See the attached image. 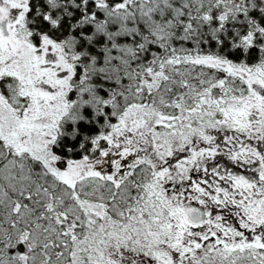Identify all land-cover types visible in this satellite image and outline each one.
I'll list each match as a JSON object with an SVG mask.
<instances>
[{
    "label": "trees",
    "instance_id": "trees-1",
    "mask_svg": "<svg viewBox=\"0 0 264 264\" xmlns=\"http://www.w3.org/2000/svg\"><path fill=\"white\" fill-rule=\"evenodd\" d=\"M28 9L31 40L65 42L75 55L68 96L74 108L49 143L57 171L99 160L105 135L131 105L158 111L153 133H178L172 151L161 136L153 138L163 162L158 169L177 189L211 183L202 176L210 177L214 164L190 157L191 146L201 145L205 157L233 155L232 141L247 139L217 122L223 105L251 95L233 69L264 66V0H29ZM251 114L250 126L258 127L264 114ZM210 127L217 135L201 143ZM134 155L127 175L112 180L87 173L66 181L0 139V264H124L127 256L149 253L129 229L125 237L110 235L111 224L125 229L133 219L127 204L138 186H152L156 177L146 153ZM259 177L256 187L264 189V173ZM86 201L105 208L91 213V222L81 206ZM235 209L224 213H240ZM145 219L153 221L151 214ZM261 254L264 263V246Z\"/></svg>",
    "mask_w": 264,
    "mask_h": 264
},
{
    "label": "rangeland",
    "instance_id": "rangeland-1",
    "mask_svg": "<svg viewBox=\"0 0 264 264\" xmlns=\"http://www.w3.org/2000/svg\"><path fill=\"white\" fill-rule=\"evenodd\" d=\"M27 2V0L8 1V4L17 12L19 25L14 27L13 31L8 28L10 31L8 37L0 32V139L13 151L26 152L36 160L40 159L43 164L66 181L81 177L83 174L103 176L112 180L115 177L127 175L136 165L133 162L134 154L145 152L146 160L157 167L156 177L153 183H150L152 186L147 187L146 195L149 197L147 199L158 200L166 206L169 205L168 213L162 212L160 215H171L175 207L170 204L168 195L175 192V189L177 194L178 189L169 183L167 171L158 169V165L163 162L159 160L155 151L153 138L155 135L161 136L172 151L175 147L173 143L178 142L175 140L178 133L176 131H167L164 134H158L155 131L153 133L152 125L161 121L158 111L154 109H141L136 105L128 107L118 123L105 135L108 146L102 150V156L99 159L102 161L96 159L92 163L88 161L73 163L69 168L60 171L53 167L49 143L55 140L60 123L68 118L74 108V103L68 99V96L72 89L75 55L65 42H58L44 36L37 43L31 40L25 20ZM214 62L217 67L226 68L216 60L212 62L213 65H215ZM233 70L234 73L246 78V82L251 87V95L246 100L231 101L223 105L222 108L225 107L226 110L220 114L224 118L217 123L220 125L219 128L226 132L228 130L234 133L235 131L245 132L247 142H254L255 138L259 139L260 134H264V119L258 125L259 127H252L249 124L251 113L258 115V111L264 114V66H257L251 70L240 71L238 68ZM212 130L213 128L210 127L204 132L205 138L201 143L207 144L214 135H217V130ZM240 149V158L246 159L247 155H251L248 145H242ZM190 150L189 156H193L196 161L200 159L206 163L210 160L211 165L218 164L217 159L220 156L216 152L208 154V157L202 156L204 152L198 144L191 146ZM101 162H106L102 170L99 166ZM263 173L264 171L260 172L261 176ZM202 177L207 181L209 179L208 175ZM260 188L246 185L239 191L234 190L236 193L238 191L237 195L240 198L239 204L235 205V210L251 215L255 210L264 213V189ZM156 191L158 194H151ZM150 204L146 203L145 206L153 207ZM81 206L88 211L89 219L93 213L102 215L105 209L99 201L93 203L86 201ZM170 218L172 217L163 221L172 220ZM260 219L264 223V214L260 215ZM153 221H155L154 217ZM158 221L159 219L155 222ZM110 230L113 239L121 237L122 234L125 237L123 232L125 229H121L118 225L111 224ZM149 233L155 234V231L151 229ZM154 237L155 242H159L160 237L157 235ZM180 247L184 250L185 246ZM172 250L180 251L179 247Z\"/></svg>",
    "mask_w": 264,
    "mask_h": 264
},
{
    "label": "flooded vegetation",
    "instance_id": "flooded-vegetation-1",
    "mask_svg": "<svg viewBox=\"0 0 264 264\" xmlns=\"http://www.w3.org/2000/svg\"><path fill=\"white\" fill-rule=\"evenodd\" d=\"M8 1L0 0V32L7 37L10 36L8 28L13 31L19 25L17 12ZM27 1L26 25L30 10ZM261 122L262 117L256 125ZM255 139L258 140L255 143L247 142V139L232 141L233 155H218V164L213 165L209 177L212 184L202 180L199 186L188 185L178 188L177 194L176 189L170 193V204L175 207L171 215L161 216L160 213L168 212L169 205L147 199V188L138 186L140 191L135 192L138 195L127 204L132 206L131 213L128 211L127 215L133 219L124 228L125 231L129 229L130 236L139 237L141 244L150 252L127 256L121 261L124 264H264L261 254L264 245L260 243V227L264 226L260 215L264 213L256 210L253 215L224 213L230 206L239 204L237 194L242 187L261 183L259 172L264 171V134ZM242 145H248L251 151L246 159L239 156ZM251 146L255 147V152ZM153 180L154 177L151 178L152 183ZM170 183L174 186L172 180ZM234 190H238L237 193ZM146 203L153 207L145 206ZM147 214H151L152 220L154 217L159 221L146 220ZM169 217L172 220L163 221ZM158 228L160 230L156 232ZM151 229L155 234L149 233ZM155 235L160 237L159 242H155ZM180 237L182 239L179 240ZM181 245L185 246L184 250ZM177 247L180 251L172 250Z\"/></svg>",
    "mask_w": 264,
    "mask_h": 264
}]
</instances>
